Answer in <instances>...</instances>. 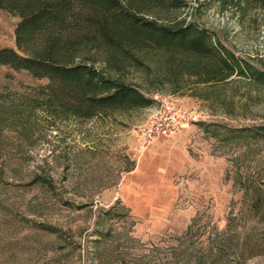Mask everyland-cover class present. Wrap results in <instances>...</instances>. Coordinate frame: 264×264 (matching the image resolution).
<instances>
[{
    "label": "rangeland",
    "instance_id": "rangeland-1",
    "mask_svg": "<svg viewBox=\"0 0 264 264\" xmlns=\"http://www.w3.org/2000/svg\"><path fill=\"white\" fill-rule=\"evenodd\" d=\"M185 2L170 22L264 72V0ZM18 20L0 11V48H16ZM137 58L118 74L154 102L89 118H57L46 79L0 65V264H264V79L204 82L191 56ZM161 96L197 119L142 145Z\"/></svg>",
    "mask_w": 264,
    "mask_h": 264
},
{
    "label": "trees",
    "instance_id": "trees-1",
    "mask_svg": "<svg viewBox=\"0 0 264 264\" xmlns=\"http://www.w3.org/2000/svg\"><path fill=\"white\" fill-rule=\"evenodd\" d=\"M185 5V0H0V11L19 17L16 48H0V65L46 79L44 103L57 118L150 106L153 98L118 74L122 62L135 64L149 50L197 59L194 66L204 82L233 74L264 79V72L208 30L168 20Z\"/></svg>",
    "mask_w": 264,
    "mask_h": 264
},
{
    "label": "built area",
    "instance_id": "built-area-1",
    "mask_svg": "<svg viewBox=\"0 0 264 264\" xmlns=\"http://www.w3.org/2000/svg\"><path fill=\"white\" fill-rule=\"evenodd\" d=\"M196 119V114L181 109L172 98L161 96L147 121L137 127L135 134L139 142L146 145L156 138L171 136Z\"/></svg>",
    "mask_w": 264,
    "mask_h": 264
}]
</instances>
